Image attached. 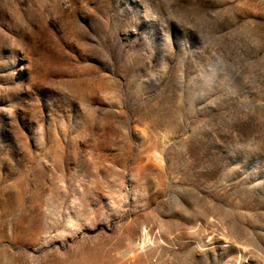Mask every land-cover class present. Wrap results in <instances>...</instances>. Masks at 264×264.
Here are the masks:
<instances>
[{"label": "rangeland", "instance_id": "1", "mask_svg": "<svg viewBox=\"0 0 264 264\" xmlns=\"http://www.w3.org/2000/svg\"><path fill=\"white\" fill-rule=\"evenodd\" d=\"M0 264H264V0H0Z\"/></svg>", "mask_w": 264, "mask_h": 264}]
</instances>
